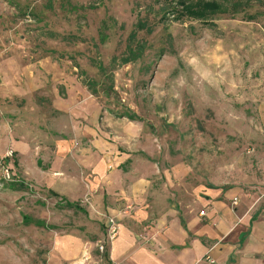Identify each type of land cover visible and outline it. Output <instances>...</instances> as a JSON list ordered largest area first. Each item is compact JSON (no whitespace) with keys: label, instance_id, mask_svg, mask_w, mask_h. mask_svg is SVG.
<instances>
[{"label":"rangeland","instance_id":"374dc122","mask_svg":"<svg viewBox=\"0 0 264 264\" xmlns=\"http://www.w3.org/2000/svg\"><path fill=\"white\" fill-rule=\"evenodd\" d=\"M68 4L89 8L71 11ZM162 5L0 0V264L49 263L50 231L26 224L27 217L51 224L57 211L58 221H82L72 209L56 210L47 191L3 179L2 163L18 160L21 143L35 141L41 150L36 140L44 141L50 131H73L72 117L54 102L80 106L77 111L91 116L98 110L96 124L111 139L148 146L165 172L173 175V165H184L187 188L199 183L258 193L264 181V16L218 15L209 23L168 15L161 21ZM107 17L116 21L109 22L111 37L103 43L98 29ZM140 18L154 27L138 34L147 43L143 57L113 63ZM93 59L106 66L107 75ZM84 80L95 84V93Z\"/></svg>","mask_w":264,"mask_h":264},{"label":"crops","instance_id":"0c3cea01","mask_svg":"<svg viewBox=\"0 0 264 264\" xmlns=\"http://www.w3.org/2000/svg\"><path fill=\"white\" fill-rule=\"evenodd\" d=\"M54 103L72 117L71 134L50 131L36 140L45 143L41 150L25 141L16 147L17 163L7 160L15 181H23L17 187L47 191L56 210L72 209L82 220L58 221L57 211L51 224L27 217L26 224L50 231L48 264H98L109 217L119 225L106 252L113 264H264V181L258 193L187 188L184 165H173L172 175L151 159L148 146L111 139L96 124L98 110L91 116Z\"/></svg>","mask_w":264,"mask_h":264},{"label":"trees","instance_id":"16d2710c","mask_svg":"<svg viewBox=\"0 0 264 264\" xmlns=\"http://www.w3.org/2000/svg\"><path fill=\"white\" fill-rule=\"evenodd\" d=\"M162 1L163 5L157 11L159 20L163 21L169 15H173L175 19H184L190 18L193 20H198L202 22H209L215 16L218 15H227V16H236L242 15L247 19H258L260 16H264V6L263 0H158ZM65 7V6H64ZM68 7L71 11H80L89 7H78L68 4ZM83 8V9H81ZM115 23L116 20L113 18L107 17L101 22V25L98 29L99 40L105 43L110 39V34L107 33L109 28L114 24H109V22ZM210 23V22H209ZM110 25V27H108ZM152 26L148 24L143 18L138 19L135 27L128 34L126 39V44L124 45L125 49L120 56H114L112 62L115 63L118 59L120 64H127L130 62H135L141 59L147 49V43L145 40L139 38V32H153ZM68 37L73 38L72 36H63L67 39ZM161 50V47L158 49ZM50 54H57L55 50H46ZM64 55V54H61ZM62 57V56H60ZM74 59V58H73ZM95 67L99 69L103 75H107L106 66L99 60L93 59ZM79 67V66H78ZM82 74H85L81 70ZM85 85L88 89H91L95 93V84H88L87 80H84ZM98 83V82H97ZM122 117H127L131 120H134L137 117L125 113Z\"/></svg>","mask_w":264,"mask_h":264},{"label":"built area","instance_id":"2783aa9c","mask_svg":"<svg viewBox=\"0 0 264 264\" xmlns=\"http://www.w3.org/2000/svg\"><path fill=\"white\" fill-rule=\"evenodd\" d=\"M9 157H12V152L8 154ZM2 172L3 179L7 182L13 181V174L10 166L4 162L2 163ZM106 237L103 241L98 243L97 249L100 252L101 260L98 264H113L106 260L107 246L110 245L113 240L118 236L119 225L115 218L109 217L106 224Z\"/></svg>","mask_w":264,"mask_h":264},{"label":"bare ground","instance_id":"6f19581e","mask_svg":"<svg viewBox=\"0 0 264 264\" xmlns=\"http://www.w3.org/2000/svg\"><path fill=\"white\" fill-rule=\"evenodd\" d=\"M135 125V124H134ZM136 126V125H135ZM132 128V127H131ZM85 150V149H84ZM83 151V150H82ZM119 175H117V177H118ZM74 243V242H73Z\"/></svg>","mask_w":264,"mask_h":264}]
</instances>
